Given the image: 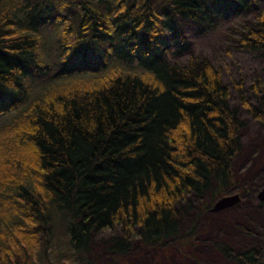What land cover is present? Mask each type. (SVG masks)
I'll list each match as a JSON object with an SVG mask.
<instances>
[{
    "label": "trees",
    "instance_id": "obj_1",
    "mask_svg": "<svg viewBox=\"0 0 264 264\" xmlns=\"http://www.w3.org/2000/svg\"><path fill=\"white\" fill-rule=\"evenodd\" d=\"M258 1L0 0V264L193 245L203 213L238 187L243 123L211 61L164 54L187 50L181 22L210 28ZM236 41L264 56V8ZM231 83L264 128L262 78L254 102ZM236 231L238 248L211 245L260 264L264 228Z\"/></svg>",
    "mask_w": 264,
    "mask_h": 264
},
{
    "label": "rangeland",
    "instance_id": "obj_2",
    "mask_svg": "<svg viewBox=\"0 0 264 264\" xmlns=\"http://www.w3.org/2000/svg\"><path fill=\"white\" fill-rule=\"evenodd\" d=\"M261 8H264V0L258 1L257 9L252 7L243 14L219 17L210 28L183 21L181 30L188 42L187 50L177 53L175 46H171L164 54L165 59L182 63H186L189 57L211 61L220 71L222 83L231 89L230 106L243 123L240 130L242 146L234 164L238 187L224 195H237L238 200L222 210L214 211L211 208V211L204 212L201 216V234L184 252H162L147 247L129 258L117 261L104 258L99 264H237L222 258L211 242L225 241L238 248L243 239L237 234L236 224L244 225L251 231L264 228V205H260L262 199L259 198L260 191L264 189V128L240 104L231 83V79L241 80L250 102H254L251 86L256 77H261L264 83V56L243 50L236 41L243 25L254 21ZM100 237V233L92 236L93 244ZM260 260V264H264V254L260 255Z\"/></svg>",
    "mask_w": 264,
    "mask_h": 264
},
{
    "label": "water",
    "instance_id": "obj_3",
    "mask_svg": "<svg viewBox=\"0 0 264 264\" xmlns=\"http://www.w3.org/2000/svg\"><path fill=\"white\" fill-rule=\"evenodd\" d=\"M259 198L260 199H264V189H262L259 193ZM238 200V196L237 195H224L222 197H220L219 199H217L212 207V209L214 211H219L222 210L228 206H231L232 204H234L236 201Z\"/></svg>",
    "mask_w": 264,
    "mask_h": 264
}]
</instances>
